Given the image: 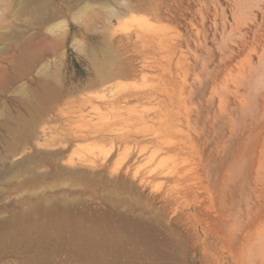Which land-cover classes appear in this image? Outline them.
<instances>
[{"label": "rangeland", "instance_id": "obj_1", "mask_svg": "<svg viewBox=\"0 0 264 264\" xmlns=\"http://www.w3.org/2000/svg\"><path fill=\"white\" fill-rule=\"evenodd\" d=\"M0 264H264V0H0Z\"/></svg>", "mask_w": 264, "mask_h": 264}, {"label": "bare ground", "instance_id": "obj_2", "mask_svg": "<svg viewBox=\"0 0 264 264\" xmlns=\"http://www.w3.org/2000/svg\"><path fill=\"white\" fill-rule=\"evenodd\" d=\"M115 14H117L118 16H120V13L119 12H117V13H115ZM118 71H120V72H122V69H120V70H118ZM113 72V71H109V73H107L108 72V70H104V71H101L100 73L102 74V73H104L105 74V76H106V78L107 77H110V76H112L114 73L116 74H118V73H120V72ZM107 73V74H106ZM103 76V75H102ZM103 78V79H102ZM102 78H100L99 79V83L100 82H102L103 80H104V77H102ZM121 92H126V91H121ZM123 94L124 93H120V95H118V96H116V99L117 100H115L113 103H110L111 104V106H113L114 107V105H117L118 104V102H120V99L122 100L123 98H122V96H123ZM125 99V98H124ZM120 104V103H119ZM119 109V108H118Z\"/></svg>", "mask_w": 264, "mask_h": 264}]
</instances>
